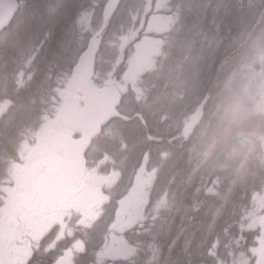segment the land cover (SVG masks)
Returning <instances> with one entry per match:
<instances>
[{
    "label": "trees",
    "instance_id": "16d2710c",
    "mask_svg": "<svg viewBox=\"0 0 264 264\" xmlns=\"http://www.w3.org/2000/svg\"><path fill=\"white\" fill-rule=\"evenodd\" d=\"M92 1L64 0L51 15L55 0H19L13 19L0 32V102L9 103L0 113V184L7 177L9 164L20 160L21 141L46 115H54L60 105L57 91H64L90 34L102 26L106 0ZM145 5L146 0L119 3L96 54L97 84L103 83L118 56L111 41L130 25L134 11ZM163 6L158 11L171 14V25L155 34L153 61L140 73L138 88L122 92L118 106L132 118H112L93 137L86 152L87 174L102 178L99 217L84 225L74 213L68 221L71 234L65 233L51 253L43 247L37 249L29 264H54L56 255L75 240L81 241L83 249L75 251L74 264L104 263L96 252L112 232L120 205L142 170L152 172L146 217L123 233L135 252L116 259L115 264H216L227 260L252 195L264 184L257 138H264V114L249 113L237 123L215 124L212 145L200 164L190 156L189 146L218 98L230 97L224 77L240 66L251 37L264 26V0H168ZM88 8L87 28L82 29L77 16ZM32 36L38 38L39 45L33 39L26 44ZM241 42L246 43L237 54L226 58ZM27 62H31L32 73L24 84L16 85L12 78L21 68L26 70ZM120 70L118 67L116 74ZM210 87L201 123L184 146H179L182 137L178 129H160L175 114L179 118L189 115ZM136 113L144 118L147 129ZM147 133L163 140H151ZM239 133L248 134L247 142ZM171 135L174 137L164 139ZM160 194L166 197L165 207L152 209ZM2 203L0 195V207Z\"/></svg>",
    "mask_w": 264,
    "mask_h": 264
},
{
    "label": "rangeland",
    "instance_id": "374dc122",
    "mask_svg": "<svg viewBox=\"0 0 264 264\" xmlns=\"http://www.w3.org/2000/svg\"><path fill=\"white\" fill-rule=\"evenodd\" d=\"M64 0H55L51 6V15L59 11L60 6ZM99 0H93L92 3H98ZM147 5L141 6L140 9L135 10L132 14V21L128 27L120 30L119 23L117 39L111 41V44L117 48L118 56L112 64V68L108 70L104 77V84H109L111 80H117L118 89L123 92L126 90L135 91L138 88V80L140 73L144 67H149L150 63L156 54L155 34L165 31L172 22L171 14L169 12H159L160 7H165L163 4L168 0H146ZM162 9V8H161ZM168 10V7H167ZM90 9L82 10L77 16V23L82 28H87V18L90 14ZM126 19V18H125ZM126 21V20H125ZM251 39L249 49L243 57H241V64L230 73L226 74L224 80L225 86L229 91L230 97L218 98L215 109L211 112L209 118L201 123V130L189 146V154L197 164L203 162V159L208 155L209 148L212 145L213 129L215 124L223 121L235 123L241 121V118L246 114L254 112H264V26L258 28L257 32ZM37 42V37H30L26 44ZM249 50V51H248ZM35 55V50L32 52ZM230 58V57H228ZM31 57L29 58V61ZM121 68L120 72L116 74L117 68ZM229 67V66H228ZM19 68L17 75L12 78L16 85H22L26 79L30 77L31 62H27V67ZM229 75V76H228ZM67 83V81H66ZM58 103L65 101L68 92L66 85L64 91L58 90ZM2 103L0 102V105ZM74 106L79 108L80 103L75 100ZM58 108V107H57ZM57 110L54 115H46L44 121L35 130L31 131L20 143V161H13L9 164L7 177L5 181L0 184V195L3 200L9 199L15 192V188L20 183L23 174L29 170L24 165L23 156L33 146V143L39 141L45 132L52 127L54 123ZM188 115L179 118L177 114L170 117L162 129L169 131L171 129L180 131L184 121ZM166 120L165 118L163 119ZM159 129V128H158ZM238 136L242 141L247 142L248 134H241ZM192 135V134H191ZM191 135L187 139H190ZM161 137V136H159ZM174 137H164L168 139ZM182 137V136H181ZM163 140V137H161ZM262 148V157L264 164V138L258 136ZM161 140V141H162ZM183 141V138L181 142ZM186 141V142H187ZM202 141V144H199ZM160 142V141H159ZM170 142V141H169ZM179 143V146H184ZM200 148H203L200 152ZM58 174L55 167H50L46 172H43L38 177L37 196L35 202L30 205L26 212L22 215L24 224L29 223L33 219L35 225L34 240L38 243L39 240H49L52 236H48L51 231L53 237H63L65 233L71 234L72 229L65 221V217H69L75 207V214L77 215V222L89 225L95 217H99L101 210L98 205L100 199V178L98 175H88L84 181L83 190L78 192L77 196L69 203L61 202V196H58L59 189L56 181ZM152 174L149 170L141 171L136 174V182L132 187L130 193L123 200V206L120 205V212L113 220L114 225L112 232L105 240L101 251H98V258H103V262L96 261L91 264H115L118 258H127L135 252L134 246L127 243L124 239L123 233L133 224H139L146 217V204L149 201V195L152 183ZM215 191V189H212ZM84 196L82 199L81 197ZM166 197L160 194L156 199L152 209L164 208ZM83 205H89L88 208L82 209ZM3 207L0 208V212ZM95 212V213H94ZM63 221L60 225V221ZM264 230V184L260 191L254 192L252 195V204L245 211L241 225L240 234L235 241L230 245L228 258L226 261L218 260L216 264H254L259 254V249L264 252V242L259 246V238L261 230ZM38 231V233H37ZM4 235L9 238L14 234V229L8 226L3 228ZM31 234L29 231L26 235ZM59 234V235H58ZM48 236V237H47ZM264 237V234L263 236ZM256 239V240H254ZM83 244L76 241L72 247L62 249L56 255L55 261L57 264H67L72 259V252L81 250ZM13 251H26L27 246H20L14 242L10 244ZM111 261V262H110Z\"/></svg>",
    "mask_w": 264,
    "mask_h": 264
},
{
    "label": "water",
    "instance_id": "95a60500",
    "mask_svg": "<svg viewBox=\"0 0 264 264\" xmlns=\"http://www.w3.org/2000/svg\"><path fill=\"white\" fill-rule=\"evenodd\" d=\"M120 2L121 0H106L102 8V26L89 36L85 49L72 66L67 81L66 102L59 106L52 127L23 156L25 166L29 168V171L22 176L18 191L5 202L4 210L0 214V254L4 258L3 264H8L10 250L6 245L7 239L3 235L2 228L7 224L16 230L19 229L18 217L34 200L39 175L54 166L58 172L57 180H60L65 188L62 202H71L85 176V154L93 137L114 117L123 120L132 118L117 109L122 94L116 82L112 80L108 85H97L93 79L95 56L105 30ZM18 8V0H0V32L8 26ZM243 45L244 43L226 58L237 54ZM77 94L80 95L81 109L73 106ZM210 96L211 87L184 121L179 132L183 138L181 144L187 141L201 123ZM8 105V102L4 103L0 108V113ZM136 116L140 118L144 129H147L144 118L139 113H136ZM60 128L68 132H62ZM76 130L79 131L78 136L71 133ZM147 137L155 141L162 140L161 137L149 133ZM16 234L20 237L19 232L16 231ZM13 238L14 235L9 242L13 241Z\"/></svg>",
    "mask_w": 264,
    "mask_h": 264
},
{
    "label": "flooded vegetation",
    "instance_id": "af4514ba",
    "mask_svg": "<svg viewBox=\"0 0 264 264\" xmlns=\"http://www.w3.org/2000/svg\"><path fill=\"white\" fill-rule=\"evenodd\" d=\"M57 184H58V189H59L58 196L62 195V198H63L64 192H65L64 187H63L61 182L57 181ZM83 185H84V182H83L82 186H80V188H78V190L76 191V194H75L74 198L77 196L78 192L83 190V188H84ZM62 198H61V202H62ZM81 198L83 199L84 196H82ZM88 206L89 205H83L81 208L82 209H86V208H88ZM75 211L76 210H75V207H74V209L72 210L70 216L64 218L66 222H68L69 218H71L73 216ZM25 212L26 211H24L21 214V216L19 217V219H20V231H21L22 237H24V238L22 239L21 237H19L15 241H13L12 243L16 242L20 246H25L26 245L29 251H28V253H26V251H13L10 248V244H11L10 243L9 244V248L11 249V254L9 256V259H10V263L9 264H29L30 260L36 254L35 251L37 249H39L40 247H43L45 249V251H47L48 253H51L53 248L55 247L56 242L61 240V239H63V238L55 239L56 237L52 236L53 232L51 231L50 233H48L49 234L48 236H52L51 239H49V240H42L41 239V240L38 241V243H36L35 240H34V235H33L35 233V229H34L35 225H34V222H33V219L35 218V214L32 215L33 219L29 220V223L24 224L23 221H22V215ZM27 231H29L31 234L26 235ZM37 233H38V231H37ZM263 234H264V230L262 229L261 230V235L263 236ZM262 236H260V238H259V246H260L261 242H264V237H262ZM254 240H256V239H254ZM76 241H79V240H75V241H73L71 243L75 244ZM82 249H83V247H82ZM96 253H98V252H96ZM71 256H73V252H72ZM3 262H4V258L2 256H0V264H3ZM53 263L57 264L55 262V260H54ZM67 264H74V262H73V260H71ZM254 264H264V252L262 251V249H259V254H258L257 259L255 260Z\"/></svg>",
    "mask_w": 264,
    "mask_h": 264
},
{
    "label": "bare ground",
    "instance_id": "6f19581e",
    "mask_svg": "<svg viewBox=\"0 0 264 264\" xmlns=\"http://www.w3.org/2000/svg\"><path fill=\"white\" fill-rule=\"evenodd\" d=\"M183 7V6H182ZM252 36V35H251ZM250 38V37H249ZM252 38V37H251ZM247 39H248V37H247ZM253 39V38H252ZM246 40V39H245ZM251 40V39H250ZM248 41H249V39H248ZM241 43H243V42H241ZM244 43H246V42H244ZM250 46V45H249ZM249 51V50H248ZM11 161V160H10ZM3 204V203H2Z\"/></svg>",
    "mask_w": 264,
    "mask_h": 264
}]
</instances>
